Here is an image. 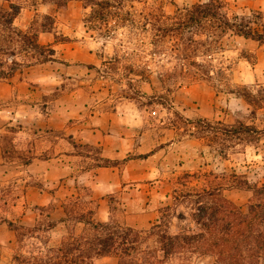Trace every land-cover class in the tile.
Listing matches in <instances>:
<instances>
[{"label": "crops", "instance_id": "0c3cea01", "mask_svg": "<svg viewBox=\"0 0 264 264\" xmlns=\"http://www.w3.org/2000/svg\"><path fill=\"white\" fill-rule=\"evenodd\" d=\"M83 9L77 0H69L65 7L39 1L21 6L13 19V26L26 31L38 12L52 17L51 31H40L37 40L55 50L56 60L21 65L0 78V191L8 186L21 190L14 203L20 213L0 218V263L17 251L31 253L23 250L26 245L42 253L58 245L73 227L80 233L84 224L72 223L67 206L72 200L77 204L78 190L85 186L91 191L88 202L97 208L108 206L111 194L121 196L122 205L129 208L144 207L145 191L144 200L151 206L159 207L165 198L157 185L169 148L177 147L182 138L168 128L162 135L158 125L147 124L144 109L124 86L114 89L109 77L100 73L99 56L92 50L97 43L82 38L86 28L78 20ZM55 35L69 39L56 40ZM85 47L82 58H76ZM141 89L151 95L157 88L148 83ZM7 135L13 155L5 147ZM96 156L119 163L96 166ZM36 207L49 208L46 217L55 222L53 227L39 224ZM107 214L98 209L95 218L105 220ZM7 219L17 229L9 228Z\"/></svg>", "mask_w": 264, "mask_h": 264}, {"label": "rangeland", "instance_id": "374dc122", "mask_svg": "<svg viewBox=\"0 0 264 264\" xmlns=\"http://www.w3.org/2000/svg\"><path fill=\"white\" fill-rule=\"evenodd\" d=\"M0 8H7L9 4L19 7L38 3L39 1L61 3L64 0H3ZM26 1V2H25ZM84 9L80 13L78 22L85 25L86 30L82 38H92L97 43L92 50L99 56L98 69L100 73L109 77L114 89L123 87L134 98L137 106L144 109L147 124L153 128L159 126L160 133L164 135L163 128L173 130L178 139L182 138L177 147L168 150L166 168L162 169L161 183L157 185V192L165 194L159 207L151 206L145 201L147 195L143 192L142 202L144 207H126L122 205L123 199L116 194L109 195V204L97 208L89 203L91 198L90 188L78 190L80 199L77 204L72 200L67 210L78 214L99 209L106 221L112 219L137 228H148L151 221L158 216V209L163 204L172 201L173 190L182 188L186 174L195 175L197 178L188 181L189 187H199L209 184L213 177L228 179L234 171L246 176L250 181L264 180V136L253 144H244L235 140L228 147L225 154H217L208 138L199 139L194 136L196 127L187 120L205 119L210 122H220L223 125L234 124L236 121H247L246 103L244 99L233 92L237 88L246 86L254 87L256 84L264 85V43H258L241 36L228 35L221 39L218 48L210 52V56L201 53L190 60H197L211 64L212 78L205 79L195 67L180 69L179 54L176 48L190 36L176 30V26L169 28L170 24L177 21L178 10L195 2L204 0H108L109 6L102 7L94 2L103 0H77ZM227 11L231 13L250 14L261 11L264 16V0H226ZM72 23V22H70ZM161 24L165 32L158 30ZM53 18L38 12L28 28L29 31H51ZM173 28V29H172ZM171 29V30H170ZM81 32H83L81 28ZM76 38V37H75ZM78 38V37H77ZM190 38V37H189ZM198 38V35H193ZM13 38L15 46H21ZM56 40L69 39L67 36L55 35ZM12 47V46H11ZM78 53L76 58L81 59L84 51ZM55 52V50H54ZM34 53L21 50L15 58L23 62L22 65L35 63L32 59ZM59 54L56 55L58 57ZM10 59L11 54L8 53ZM55 57V54H54ZM132 79V80H131ZM153 85L155 93L144 95L141 86ZM256 122H258L256 120ZM209 136V135H208ZM11 137L4 138L7 150L14 154L13 146L9 143ZM229 144V143H227ZM83 148V147H82ZM84 151L93 149L84 147ZM178 151V157L175 152ZM179 151H181L179 156ZM94 151L91 157H94ZM93 164L97 161L93 158ZM24 162L28 160L24 159ZM83 186V185H81ZM8 186L0 191V218L15 216L20 213L14 206L15 199L21 195L20 187L17 189ZM223 196L233 201L241 210L245 211L250 197V192L244 189L229 188L223 190ZM145 199V200H144ZM87 204V205H86ZM36 214H40L39 224H46L47 207H36ZM179 209H182L180 206ZM154 215L152 220L151 217ZM8 222L9 219H7ZM11 229H17L12 222ZM80 228H72L73 233H78ZM22 232V231H21ZM24 251L31 253H18L3 256L0 264H47L48 249L42 253H34L35 249L25 246ZM98 258V257H97ZM95 258L91 264L95 263ZM98 264H117L116 258H108ZM210 256L196 254H182L174 256L164 264H210ZM49 264V263H48Z\"/></svg>", "mask_w": 264, "mask_h": 264}, {"label": "trees", "instance_id": "16d2710c", "mask_svg": "<svg viewBox=\"0 0 264 264\" xmlns=\"http://www.w3.org/2000/svg\"><path fill=\"white\" fill-rule=\"evenodd\" d=\"M68 1L57 2V5L65 7ZM94 3L109 6L108 0ZM226 4V0H204L178 10L177 21L169 28L176 26V30L190 35L176 48L182 66L180 69H185L187 61V67H195L200 75L210 79L211 64L190 58L198 53L210 56L221 39L228 35L264 43V16L261 11L248 15L229 14ZM19 10L20 7L14 4L0 8V78L9 77L23 64L15 58L21 50L34 53L32 59L35 62L56 60L54 49L38 42L37 31H22L13 26ZM157 29L165 32L161 24ZM193 35H198V38L194 39ZM13 38L22 45L15 46ZM8 53L11 54L10 59ZM88 66L94 67L92 64ZM233 92L246 103L247 121L223 125L205 119L187 120L197 129L194 136L208 138L213 143L212 149L220 155L225 154L235 140L253 144L264 136V85L243 86ZM95 160L96 166L119 163L97 156ZM183 177L182 188L173 190L172 201L158 209V216L146 229L128 226L112 217L106 221L95 220L93 210L68 213L73 224L81 222L84 228L78 234L69 231L58 245L49 247L45 262L91 264L94 258L112 256L117 264H164L174 256L196 254L210 256V264H264V180L250 181L232 171L228 179L215 175L209 184L189 187L188 181L197 176L186 174ZM229 188L250 192L245 211L223 196V190ZM8 225L13 224L8 222ZM54 225L55 222L50 221L45 227Z\"/></svg>", "mask_w": 264, "mask_h": 264}]
</instances>
